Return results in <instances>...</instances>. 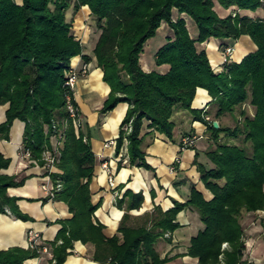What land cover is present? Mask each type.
I'll use <instances>...</instances> for the list:
<instances>
[{
    "label": "trees",
    "instance_id": "obj_1",
    "mask_svg": "<svg viewBox=\"0 0 264 264\" xmlns=\"http://www.w3.org/2000/svg\"><path fill=\"white\" fill-rule=\"evenodd\" d=\"M262 3L0 0V106L8 104L0 140L9 141L14 121L22 122V151H29L32 159L44 165L43 153L52 149L51 138L60 131L63 137L56 164L61 173L52 174V180L63 183L56 198L67 205L72 217L59 222L62 228L50 244L49 264H64L78 241L92 244L93 260L101 264H167L154 244L164 233L177 229L176 217L185 207L194 208L203 224L190 240L188 256L198 259V264H246L241 216L264 212V19L248 15L259 11ZM83 7L89 9L100 31L92 57L110 87L100 113L128 104L115 155L127 143L129 165L149 170L142 149L143 123L173 142L179 112L196 115L195 121L207 126L214 144L206 152L211 169L199 164L197 156L194 160L201 181L213 195L210 201L192 189L185 204L166 212L156 208L150 227H129L130 217L125 214L118 228L120 236L112 238L103 234L104 227L94 215L99 204L91 201L95 156L67 109L68 97L77 109L73 93L65 87L72 59L80 56L86 64L92 60L73 34V21L67 20L68 11L76 14ZM159 34L163 44L154 53L156 69L147 72L141 57L146 44ZM242 36L251 39L256 51L239 63L227 62V58L223 70L215 72L204 44L212 39L227 41L220 45L224 53ZM162 66H167L164 73L157 70ZM198 89L210 96L214 121L229 115L235 119L233 128L219 125L215 129L213 120L200 118L203 111L192 109ZM245 106L253 109L252 115ZM129 124L128 132L125 127ZM10 164L11 159L0 151V214L9 210L18 219L32 221L19 211V199L8 195V189L20 187L26 180L4 174ZM260 222L264 228V216ZM41 249L0 251V264H23L38 257Z\"/></svg>",
    "mask_w": 264,
    "mask_h": 264
},
{
    "label": "crops",
    "instance_id": "obj_2",
    "mask_svg": "<svg viewBox=\"0 0 264 264\" xmlns=\"http://www.w3.org/2000/svg\"><path fill=\"white\" fill-rule=\"evenodd\" d=\"M15 1L21 2V0ZM248 15L254 17L251 13ZM71 19L74 36L81 42L84 54L92 57L100 31L86 25V20L90 19L89 9L83 7ZM221 43H227V41L212 39L204 44L215 72H221L226 62L220 50ZM162 44L163 41L160 39L156 46L160 47ZM232 48L233 52L228 61L230 63H239L247 54L256 51V46L248 36L240 37ZM150 60L147 62L143 56L141 57L142 68L147 72L156 69L154 57ZM71 64L80 68L86 63L78 56L72 59ZM87 65L88 74L78 80L74 100L77 104L81 134L89 140L96 160L94 176L90 183V194L92 203L99 204L94 215L103 225L105 237L120 236L118 228L125 214L130 217L127 221L129 227H150L151 216H154L156 208L166 212L174 208L176 204H185L190 199L192 189L201 193L206 201H210L213 195L205 188L194 164L197 156V162L206 169L213 167L206 156L212 144L211 133L207 126L203 122L195 121L196 115L179 112L175 117L178 125L172 142L154 132L148 127L149 123L144 122L141 132L144 137L142 149L146 154L145 162L150 169L130 166L127 143L124 144L118 156L115 155V145H111V142H115L118 138L120 124L126 115L128 104L120 103L112 111L106 114L100 113L110 93V87L103 82V73L97 67L93 57ZM157 70L164 73L167 71V66ZM210 102L208 93L198 89L192 109L203 111L200 118L209 117L214 121V108ZM7 109L8 104L0 106V124L5 121ZM228 120L222 117L214 122H217L218 126H224L223 123H225V127H229ZM23 133L24 124L14 121L10 130V140H0V151L6 158L11 159L9 168L3 173L16 176L17 180L26 178L22 186L8 189V195L19 199L17 201L19 211L32 221L18 219L9 210L6 214H0V251L12 248L28 249V232H37L48 249L42 251L38 257L26 260L23 264H49L52 258L50 244L62 228L59 222L69 220L72 214L61 199L55 197L50 200L46 197L42 189V185L46 183L47 174L44 165H29L28 161L22 158ZM185 137L193 138L194 142L191 147L182 150L181 143ZM51 145L52 147L55 145L54 137L51 138ZM104 164L108 168L105 169ZM172 167H175V172L171 171ZM56 171V174L61 173L58 169ZM110 174L114 178V188H111L108 183ZM126 193H131L135 197L132 198ZM175 222L178 224L177 229L160 236L154 244L155 251L160 258L168 260L167 264H198V259L188 256L187 252L191 238L203 229L199 215L194 208L185 207L178 213ZM250 233L245 240L243 260L246 264H264V238L258 235L257 230H252ZM94 253L95 247L92 244L75 242L64 264H101L93 260Z\"/></svg>",
    "mask_w": 264,
    "mask_h": 264
},
{
    "label": "built area",
    "instance_id": "obj_3",
    "mask_svg": "<svg viewBox=\"0 0 264 264\" xmlns=\"http://www.w3.org/2000/svg\"><path fill=\"white\" fill-rule=\"evenodd\" d=\"M233 52V48L232 47H227L225 52L223 53L225 56H230ZM88 65L87 64H83L80 68H77V66L72 65L70 69L67 72V76H66V82H65V87L68 88L74 96V91L77 85L78 80L83 77L86 76L88 74ZM68 106L67 109L69 111L70 117L73 119L74 121V126L76 128V130H78V128H80L81 124L78 120V112L77 109L74 107V105L71 103V98L68 97ZM206 121H210L209 117H205L204 118ZM54 130L56 129V125L53 126ZM126 131H130V124L128 126L125 127ZM63 140L62 137V133L61 131L56 135L55 137V145L52 147L51 150H47L43 153V162H44V168L47 170V174L45 176L46 178V183L42 185V189L46 194V197L50 200L55 199L57 193H59L62 190L63 187V183L60 180H57L56 182H54L52 180V174H56V164L59 161V151L61 148V141ZM193 138L191 137H185L182 139V147L181 149H186L188 147H191L193 145ZM111 145H115V142H111ZM21 156L23 159H26L28 161L29 165H39V161L34 160L31 158L30 152L29 151H22L21 150ZM178 161V160H177ZM176 161V163H177ZM103 167L106 169L108 168L106 164L103 165ZM175 167L171 168L172 172H175ZM108 183L109 186L111 188L115 187V183H114V178L113 176L110 174L109 178H108ZM28 244L29 247L31 249H35L38 247H42V249L40 250V253L42 251H47L48 247L44 244V242H42L41 240V236L39 233L37 232H33L30 231L28 232ZM223 247H226V244L223 245Z\"/></svg>",
    "mask_w": 264,
    "mask_h": 264
},
{
    "label": "rangeland",
    "instance_id": "obj_4",
    "mask_svg": "<svg viewBox=\"0 0 264 264\" xmlns=\"http://www.w3.org/2000/svg\"><path fill=\"white\" fill-rule=\"evenodd\" d=\"M262 7L259 11H257L256 13L253 14L254 17H258V18H262L264 19V0H262ZM73 15H75V13L73 12V10L71 9L70 12H69V15H67L68 17V21L72 20L71 18L73 17ZM73 21V20H72ZM86 25L87 26H90L91 28H93L94 30L98 31L97 30V27H96V22L94 21V19L90 16V19L86 20ZM161 34L157 35L155 37V39H152L149 41V43L146 44L145 48H144V52H143V58L145 59V61L147 60V62H150V58L151 57H154V52L156 50V48L158 47V45L156 46V44L159 42L161 36ZM254 44V43H253ZM255 45V44H254ZM256 46V45H255ZM225 56V55H224ZM231 56V55H230ZM230 56H225L226 58V61H227V58H230ZM230 60V59H229ZM228 62V61H227ZM245 110L247 111V113L249 115H252L253 114V109L250 107V106H245ZM226 118H228V126L230 128H233L235 126V119H233L231 116L227 115V116H224ZM210 119V118H209ZM212 121V119L210 120V122ZM225 127V123H223ZM227 124V123H226ZM211 137V136H210ZM211 141H212V137H211ZM194 142V141H193ZM62 146V141H61V145ZM212 147H214V144H213V141H212V144L210 145V147L208 148L211 149ZM207 150V151H208ZM261 212V211H259ZM259 212H256V213H244L242 216H241V219H240V222H241V225L243 227V230H244V242L247 238V235L250 233V231L252 230H257L258 231V235L261 237V238H264V228L262 227L261 225V220L264 216V214H259ZM252 234V232L250 233Z\"/></svg>",
    "mask_w": 264,
    "mask_h": 264
},
{
    "label": "water",
    "instance_id": "obj_5",
    "mask_svg": "<svg viewBox=\"0 0 264 264\" xmlns=\"http://www.w3.org/2000/svg\"><path fill=\"white\" fill-rule=\"evenodd\" d=\"M213 127H214L215 129L219 128L218 123H217V122H213Z\"/></svg>",
    "mask_w": 264,
    "mask_h": 264
}]
</instances>
